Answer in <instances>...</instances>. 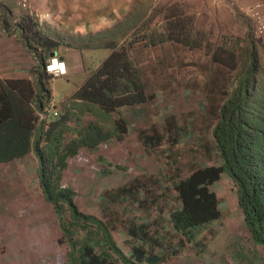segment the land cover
I'll use <instances>...</instances> for the list:
<instances>
[{
    "label": "trees",
    "instance_id": "trees-1",
    "mask_svg": "<svg viewBox=\"0 0 264 264\" xmlns=\"http://www.w3.org/2000/svg\"><path fill=\"white\" fill-rule=\"evenodd\" d=\"M0 11L4 15L1 26L7 36L19 32L26 51L33 53L38 63L31 71L34 83L27 80L18 87V92L26 99L34 97L32 109L18 110L23 106L7 89L5 84L10 81H0V161L24 155L31 141L38 161L40 193L47 208L57 216V223L37 222L42 228L37 237L55 253L45 264H164L170 249L165 248L164 256L152 250L151 244L145 241L149 224L130 229L134 240L125 254L108 223L82 212L76 203L77 190L70 172L74 162L89 160L94 166H119L122 172L132 171L124 150L127 122L114 113H120L122 107L145 104L147 96L141 71L130 56L137 39L121 45L119 39L128 32L136 35L137 31L145 30L159 12L133 6L110 29L94 35L63 36L55 31L43 34L31 23L29 15H24L28 26L24 27L23 21L9 29L11 14L4 9ZM168 15L162 31L151 30L142 36L146 46L174 42L189 49L205 48L212 62L238 74L235 88L226 94L211 127L213 154L219 163L194 167L187 175L171 182L177 207L170 211L168 225L177 233L181 244L195 245L208 228V234L212 233L213 223H219L228 214V210L221 209L213 188L224 173L234 188L231 195H225L228 208L242 217L252 242L264 247V67L260 64L254 31L247 18L237 16L247 29L246 45L238 51L244 40L236 38L233 42L214 45L205 42L203 35L193 29L190 18L177 8L171 6ZM63 45L75 50L106 48L109 53L73 94L61 102L56 118L39 121L36 111H42L51 101L48 81L53 78L43 67L49 55L58 52ZM86 114L92 116L93 121L84 122ZM142 142L147 144L146 139ZM113 144L115 148L110 150ZM16 213L18 216V211ZM10 229L11 226L0 227V233ZM26 231V228L19 229V234ZM30 243L22 239L15 246ZM36 243L33 245L37 246ZM33 245L32 248H37ZM46 255L48 251L35 252L34 258ZM19 262L16 259L2 264Z\"/></svg>",
    "mask_w": 264,
    "mask_h": 264
},
{
    "label": "rangeland",
    "instance_id": "rangeland-1",
    "mask_svg": "<svg viewBox=\"0 0 264 264\" xmlns=\"http://www.w3.org/2000/svg\"><path fill=\"white\" fill-rule=\"evenodd\" d=\"M258 1L264 3V0H65L66 9L70 12L65 13L73 24L79 16L82 23L90 25L92 12L96 9L103 30L120 22L133 6L149 11L156 9L159 12L145 30L137 31L136 35L128 32L124 38L119 39V45L126 44L135 37L137 39L130 49V56L141 71L147 96L145 104L122 107L120 113H114L115 117L120 115L127 122L124 150L132 171L122 172L119 166H94L90 160L74 162L70 168L73 175L71 182L76 185V203L79 209L108 223L119 248L125 254L134 240L130 229L146 223L150 228L145 241L151 244L152 250L164 256L165 248L170 249L164 264L193 262L191 258L194 252L188 250L191 248L190 244L184 242L187 246V250H184L177 233L168 225L169 213L177 207L170 185L175 178L187 175L194 167L219 163L213 154L211 127L226 94L235 88L238 75L212 62L205 48L189 49L174 42L148 47L142 36L149 34L151 30L162 31L164 22L169 18L168 9L173 6L190 18L193 29L203 35L205 42L216 45L233 42L236 38L244 40L238 46L239 51L246 45L247 30L237 18L241 15L247 18L254 31L259 44L260 64L264 67V37L257 35L255 19L250 15L252 6ZM36 2L28 0L26 6L22 7L19 0H0V5L11 15L19 13L11 23L13 28L21 15H29L41 24L46 21L28 12L31 6L32 9L39 7ZM56 2L57 0H48L47 3L46 0L43 3L45 12H48H40L44 13L43 17L52 15ZM46 24L45 22L43 25ZM60 35L70 36L68 33ZM65 50L66 46L63 45L58 51L64 54ZM76 51H79L77 58L81 62V68L48 81L51 107L56 106L57 110H60L61 102L73 94L89 72L109 53L106 48ZM239 61L241 62L240 57ZM69 62L71 60L64 57L66 67H69ZM83 121L90 122L93 118L86 114ZM145 139L147 144L142 142ZM109 148L114 149L115 145H110ZM122 151L119 150V153ZM36 166V160H33L28 161L24 168L21 167L26 177V182L22 181V188L27 189L29 195L24 197L23 206L10 213L9 220L0 223V227L11 226L9 232L0 233V264L16 259L20 264H28L29 261L32 264H45L47 259L55 255L54 250L47 249L37 237L42 230L37 222L57 223V216L52 209L47 208L40 193L34 173ZM213 188L220 200L221 209L228 210V214L213 225L215 237L207 241L205 256H215L222 264H264V247L252 242L242 217L228 208L224 200L225 195H231L234 190L229 177L222 174ZM7 196L13 194L9 193ZM25 228L27 231L19 234V229ZM204 234L207 235L208 230ZM206 235L203 236L204 239ZM22 239L31 243L15 246ZM34 242H37V246L33 245ZM32 245L37 248H32ZM47 251L49 255L34 258L35 252Z\"/></svg>",
    "mask_w": 264,
    "mask_h": 264
},
{
    "label": "crops",
    "instance_id": "crops-1",
    "mask_svg": "<svg viewBox=\"0 0 264 264\" xmlns=\"http://www.w3.org/2000/svg\"><path fill=\"white\" fill-rule=\"evenodd\" d=\"M36 1H37L36 5L39 7H35V8L33 7L32 9L31 6L29 7L28 12L31 14L34 13L35 16H37L38 18L40 17L41 19L46 20L45 22L47 24L45 26L43 25L45 24V22L41 24V22H38L33 18H29V19L31 23L35 26V28L41 30L43 34L48 33V31H52V32L55 31L57 34L68 33L70 36H87V35H94L97 32L103 30L102 24L99 22V15L96 12V9L94 12H92V18H91L92 21L90 25H85L86 24L85 22L82 23V19L79 16L77 18V22L73 24L71 18H67L68 15H66V13H70V12L67 11L66 9L65 0H57V2L54 5V10L52 12V15L48 14V16L50 15L49 16L50 18H43L44 13H40L46 11L43 7V3L46 2V0H36ZM75 5L76 4H74V6ZM2 7L0 5V10H3ZM11 8L15 10L14 7ZM36 10H42V11L37 12ZM18 14L19 13L11 15V19L8 22V24H10L9 29H11L12 27L11 23L14 20V17H17ZM3 17L4 15H2L0 11V81L2 82L7 80L10 81L9 83L5 84L7 86V89L11 91L13 95H15L20 105L23 106L18 110H25L29 107L32 109L34 103V97L33 99L31 98L30 100L26 99L18 92V87L26 84L27 80H29L31 83H34L33 82L34 77H32L31 71L38 67V63L35 59L34 54L26 51V48L24 46L25 41H23V39L18 36L19 33H16L12 36H7L6 32L3 30L1 26V20ZM24 17H25L24 15H21L20 18H17L19 20L18 23L23 22L25 20ZM23 25L24 27L28 26L25 21L23 22ZM66 49L67 50H65L64 54H61L59 51L57 53L58 54L60 53V56L63 57V62H64V57H67L69 60H71V63L69 62V67H66L65 65L67 71L66 75H67L70 74L71 72L76 71L77 68H81V62L78 59L79 51H76L71 48H66ZM18 81L20 82L17 83ZM37 112L38 111H36V115ZM33 160H36L37 163V166L34 168V173H36L37 176L36 177V183H37L38 161L32 151L31 141L28 147V151L24 155L18 157L14 156L12 159L0 161V223L3 224L6 220H9L10 213L13 210L18 209L20 206L24 205V197L26 195L28 196L29 192L24 187L22 188V181L26 182V177L21 167L24 168L25 165L28 164V161L33 162ZM9 193L13 194V196L8 197L7 194ZM6 216L7 219H5ZM217 223L218 222H214L213 225ZM215 233L216 230L212 229V233L208 234L210 237L208 236L205 239L204 238L201 239V241L196 242L195 245L192 244L189 245L191 248L188 250L194 252V255L192 256L193 258H191V261H193L191 264H222V261L219 260V258L215 256H205L204 254V249H206L207 241L211 240L210 239L211 236L214 239ZM181 246L184 250L185 249L187 250V246L185 244H181Z\"/></svg>",
    "mask_w": 264,
    "mask_h": 264
},
{
    "label": "built area",
    "instance_id": "built-area-1",
    "mask_svg": "<svg viewBox=\"0 0 264 264\" xmlns=\"http://www.w3.org/2000/svg\"><path fill=\"white\" fill-rule=\"evenodd\" d=\"M28 0H19V4L22 7L26 6ZM250 15L255 19L256 33L260 38L264 37V3L261 1L256 2L251 10ZM48 17L44 16L43 18ZM44 71L50 74L53 78H59L66 75V68L64 62L58 60V58H51L47 60L44 66ZM38 120L44 121L48 118H56L58 116V110L55 106L51 107V103H48L45 109L37 112Z\"/></svg>",
    "mask_w": 264,
    "mask_h": 264
},
{
    "label": "water",
    "instance_id": "water-1",
    "mask_svg": "<svg viewBox=\"0 0 264 264\" xmlns=\"http://www.w3.org/2000/svg\"><path fill=\"white\" fill-rule=\"evenodd\" d=\"M51 58H54V57H57L59 60H63V57L62 56H57V53L56 52H53V53H51L50 55H49Z\"/></svg>",
    "mask_w": 264,
    "mask_h": 264
},
{
    "label": "clouds",
    "instance_id": "clouds-1",
    "mask_svg": "<svg viewBox=\"0 0 264 264\" xmlns=\"http://www.w3.org/2000/svg\"><path fill=\"white\" fill-rule=\"evenodd\" d=\"M46 16H48V15H46ZM45 18H50L49 16L48 17H45ZM57 53V52H56ZM57 56H58V53H57ZM54 58H57V57H54ZM49 59H51V57L49 56ZM49 59H47V60H49ZM47 60H46V62H47ZM59 60V59H58ZM63 61V60H62ZM45 62V63H46ZM45 66V65H44ZM64 66H65V64H64ZM43 69H44V67H43ZM45 72V71H44ZM67 72V71H66ZM46 73V72H45ZM50 75V74H49ZM51 76V75H50ZM49 103H51V101L49 102ZM47 106V105H46ZM45 106V107H46ZM56 107V106H55Z\"/></svg>",
    "mask_w": 264,
    "mask_h": 264
}]
</instances>
